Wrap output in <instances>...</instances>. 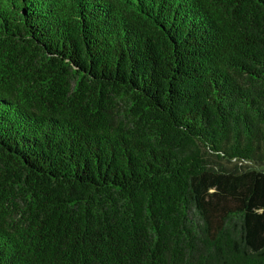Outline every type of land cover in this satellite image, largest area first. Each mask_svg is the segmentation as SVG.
Here are the masks:
<instances>
[{
  "label": "trees",
  "instance_id": "1",
  "mask_svg": "<svg viewBox=\"0 0 264 264\" xmlns=\"http://www.w3.org/2000/svg\"><path fill=\"white\" fill-rule=\"evenodd\" d=\"M0 264H264V0H0Z\"/></svg>",
  "mask_w": 264,
  "mask_h": 264
}]
</instances>
